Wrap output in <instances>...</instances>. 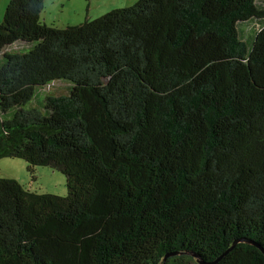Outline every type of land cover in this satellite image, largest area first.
Masks as SVG:
<instances>
[{
	"label": "trees",
	"instance_id": "trees-1",
	"mask_svg": "<svg viewBox=\"0 0 264 264\" xmlns=\"http://www.w3.org/2000/svg\"><path fill=\"white\" fill-rule=\"evenodd\" d=\"M43 3L0 23V159L56 168L67 196L0 177V264H264V0H137L66 28Z\"/></svg>",
	"mask_w": 264,
	"mask_h": 264
},
{
	"label": "rangeland",
	"instance_id": "rangeland-1",
	"mask_svg": "<svg viewBox=\"0 0 264 264\" xmlns=\"http://www.w3.org/2000/svg\"><path fill=\"white\" fill-rule=\"evenodd\" d=\"M10 0H0V23ZM137 0H44L40 14L41 21L57 28H66L83 23L88 16L92 20L112 10L132 6ZM258 22L238 24L241 41L249 46V39L258 29ZM262 27V26H261ZM260 27V28H261ZM20 46L9 49L18 50ZM66 83L55 84L42 91L43 94H65ZM55 89V90H54ZM0 177L16 180L24 189L38 194H48L64 198L67 196L65 175L50 166L36 167L33 173L27 170V163L20 158L0 159Z\"/></svg>",
	"mask_w": 264,
	"mask_h": 264
},
{
	"label": "water",
	"instance_id": "water-1",
	"mask_svg": "<svg viewBox=\"0 0 264 264\" xmlns=\"http://www.w3.org/2000/svg\"><path fill=\"white\" fill-rule=\"evenodd\" d=\"M168 256H170V255H166L165 259H166ZM163 260H164V259H163Z\"/></svg>",
	"mask_w": 264,
	"mask_h": 264
},
{
	"label": "crops",
	"instance_id": "crops-1",
	"mask_svg": "<svg viewBox=\"0 0 264 264\" xmlns=\"http://www.w3.org/2000/svg\"><path fill=\"white\" fill-rule=\"evenodd\" d=\"M91 18V17H90Z\"/></svg>",
	"mask_w": 264,
	"mask_h": 264
}]
</instances>
